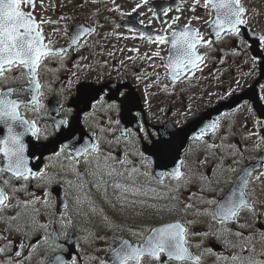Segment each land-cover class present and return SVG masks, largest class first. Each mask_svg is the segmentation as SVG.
<instances>
[{
    "label": "snow or ice",
    "instance_id": "6c2138e0",
    "mask_svg": "<svg viewBox=\"0 0 264 264\" xmlns=\"http://www.w3.org/2000/svg\"><path fill=\"white\" fill-rule=\"evenodd\" d=\"M92 2L95 3L96 0H92ZM149 2L150 0H140L131 12L123 14L128 17L127 24L130 25L129 31L133 34L132 38L135 39L138 36L141 40H145L157 48L151 55L145 53L141 58L149 61H152L153 57L159 58L161 63H152L150 67H164L166 70H170L167 74L170 76L173 87L178 82L195 78L197 73L203 72L204 68L207 67L205 63L207 53L199 51V48L203 46L211 49L213 40L205 39L199 29L191 26V21L177 30V27L174 26L177 25L179 16L173 17L171 23L164 21L162 16L168 13L170 10L168 8H161L159 11H153L149 8L152 16L160 19L162 25L167 24L166 27L156 30L155 34L143 30L144 21L139 20L137 22L132 18V14L137 13L138 9L148 5ZM38 3L40 7H44L43 0H0V126L5 130V134L0 138V224L4 225V231L0 232V257H3L0 259V264H30L32 256L39 249L41 242L49 244L51 241L49 246L53 253L62 248L57 243L58 235L55 232L39 237L33 242L37 229L46 231L48 228L47 224L39 223L37 218L41 214V207L48 208L51 206L49 189L53 184H58V180L54 174L47 170L48 165L36 169L30 166V158L25 154L23 138L29 133L39 138L40 129L36 126L35 121L28 120L21 115L20 109L38 110L41 107L40 97L43 85L38 79L40 69L50 60L63 63L70 51L78 52L87 46L86 43H80L81 37L85 34L91 36L96 32L95 27L83 24L75 25V31L71 35L67 47L56 48L53 46V41L45 33V25L56 24L58 21L45 19L43 16L37 19L35 11ZM112 3L114 8L108 10L120 11V6L115 3V0H112ZM200 4L201 0H193L194 7L191 10L195 11V6ZM202 6L208 11L210 17L204 23L212 29L215 41H219L222 35L230 39L236 46L233 53L237 55L252 50L253 45H255V54L250 57L252 72L248 75L254 73L257 66L262 68L261 74H264V34H257L255 30L249 34L247 29L249 10L246 8L244 0H203ZM177 11H179L178 8ZM137 14L144 15L143 13ZM61 19L66 20L68 18L62 16ZM194 19L199 20L201 18L194 17ZM137 23L140 27L136 26ZM148 23L151 25V20ZM53 32L66 35L67 26L63 32L59 28L53 29ZM162 45H170L172 52L175 53L169 56L167 64L164 63V57L160 54V46ZM130 51L138 52L139 50L134 48ZM83 59L85 58L81 57V60ZM127 59L132 60L133 57H127ZM106 63L107 61H105ZM74 67L80 69L81 65L77 63ZM83 67L90 68L91 65H83ZM13 73H18V75H13ZM152 75H155L156 79L152 84L145 86L146 97L147 88L161 86V77L159 73H145L143 77L139 75L136 77L138 81H141ZM73 76H76V72H73ZM98 80L99 78L92 83L85 80L81 84L83 89L81 102L85 107L91 108L93 114L103 108L108 112L115 111L119 116L122 111L121 103L126 102L123 111L135 122L136 126L135 132L128 128L120 129L121 121L109 117L107 127H101L100 132L113 133L119 130L120 137L116 138L117 142L121 138L131 142L130 138L133 136L143 139L152 136V133L144 126L145 121L141 112H132L135 102L131 100L129 94L117 88L113 95L118 93L119 97L122 98L121 103H117L111 99L109 92L105 91L107 85L95 86ZM15 82H19L21 86H7ZM68 84L71 87L72 80H69ZM236 85L240 87L239 80L236 81ZM168 87L167 84H164L162 90L167 91ZM259 89L260 92H264V84H260ZM233 91L230 89L224 98L231 97ZM255 99L257 102L264 101V95L258 94ZM244 107H247L249 111L252 110L248 101H242L238 105V108ZM72 111V108L69 107L65 112L68 118L56 122L58 147L52 153L53 157L59 159L61 156H65L69 160H74L75 164H79L81 158L84 159L85 163L96 161L97 170L91 172V175L95 177V187L97 190L103 189L105 196H107L109 185L118 190L117 198L122 204H139L141 207L154 209L156 213L165 210L169 213H186L188 209L193 207L192 204H185L183 209H180L178 197L168 195V193L179 192L182 187L191 183V177L190 170L181 171L182 168H187V162L182 158L171 156L170 142L164 139L166 128L164 132L160 133V138L155 139L152 150L162 160L171 159L170 170L159 173L141 171L140 167H126V164L132 163L129 160L116 158L111 154L104 155L98 140L84 143L83 136L77 135L75 128V124L78 122L76 117L79 116V112L76 113V117H73ZM85 115L89 114L86 113ZM261 115L264 116V113ZM113 125L116 127L114 128ZM219 127V120H213L200 128L195 139L207 144V141L203 139L204 136L207 133L215 135ZM254 127L257 130L250 132L246 138L256 136L255 147L260 148L261 145H264V137L259 135L260 130H264V119L256 118ZM139 134H143V136L141 137ZM105 142L111 143L107 140ZM210 147L217 146L210 145ZM139 155L141 165L147 168L151 161L144 153L141 152ZM31 159L38 161L40 157L33 156ZM260 164L264 165V160H261ZM167 166V163L161 164V167L166 168ZM253 171H255V167L244 169L241 175L237 177V183L224 199L219 201L215 199L204 200L201 197L204 204L211 205L213 208L211 212L205 208L199 214L209 216L213 224L219 223L222 226L220 230L210 228L207 232L193 233L190 231L193 221L182 223L179 220L158 227H142L140 231L133 232V235L136 236H142L144 232L148 233L142 237L140 243L133 245L127 240H122L119 247L108 250L111 254V264H143L145 257L153 261L154 264H203L205 252L211 253L212 249H204L200 254H195L191 249L193 247L202 248L205 240L210 237L220 240L225 248L239 249L231 256L219 254L217 259L223 261V264H264V252L257 256L252 255L255 252V247L252 245V235L245 236L243 232H233L232 229L223 227L227 222L236 223L243 211L255 213V205L250 201L245 191ZM80 175L77 172V176ZM105 176L108 179H104ZM261 176H264V172H261L254 179L259 180ZM33 182H35L34 187L39 189L40 195L29 190V185ZM68 183L71 184L72 182L69 181ZM152 183H155L157 187H151L150 184ZM158 188L165 191H158ZM209 189H211V182ZM76 190L78 192L75 197L77 204L91 203L83 181L77 185ZM20 193H23L28 199L21 200ZM129 196L133 199L130 200ZM149 200L157 201V203H149ZM159 201H167L168 203L160 205ZM64 207L67 209V205ZM12 210L17 211L14 215L9 216L7 213ZM60 216L63 224L65 213L61 212ZM240 227L250 228L252 225L244 224ZM260 227L264 228V225ZM5 233H15L21 238L18 241L9 239ZM229 235L238 237V243L233 244L227 238ZM193 236H200V242L193 245L191 243ZM40 264H69V260L62 254H54L42 259ZM71 264H78L76 257H71ZM100 264H109V262L101 260Z\"/></svg>",
    "mask_w": 264,
    "mask_h": 264
},
{
    "label": "flooded vegetation",
    "instance_id": "af4514ba",
    "mask_svg": "<svg viewBox=\"0 0 264 264\" xmlns=\"http://www.w3.org/2000/svg\"><path fill=\"white\" fill-rule=\"evenodd\" d=\"M158 1H162L160 9H170L166 15L162 16L164 21L171 23L173 17L179 16L180 19L177 21V25L174 26L177 27V30L191 21V26L199 29L205 39L213 40L211 49L203 46L199 48V51L207 53V59L205 61L207 67L204 68L203 72L197 73L195 78L178 82L173 87L170 76L167 74L170 70H166L164 67H150L152 63L160 64L161 61L159 58L153 57L152 61L147 59L138 61L134 57V54L128 49L124 52L116 51L114 49L113 37L117 32L128 35L129 39L126 40L127 45L132 44L139 48H143V51H146L148 55H151L157 50L155 45H151L147 41L141 40L138 36L135 39L132 38L133 34L129 31L130 25L127 24L128 17L123 15L124 13L131 12L136 3L140 2V0H123L125 12L122 14H116L110 18L108 27L105 31L102 30L99 36L97 24L93 23V27L96 28L95 34L91 36L88 35L80 41L81 44L86 43L87 46L81 48L78 52L72 50L66 56L67 58H71L72 61L76 60V62L81 65V68L77 69V78L72 80V86L68 87L67 92L62 88V84L58 83L59 80H48L49 78L46 80L45 74L47 63L40 69L39 79L42 80V82L43 80H46L45 83H42V95L40 97L41 107L38 110L31 108L20 109L21 114L28 120L35 121L36 126L40 129V132L38 133L39 138L36 137L38 141L37 148L40 149L42 142L48 140L55 133V123L53 119H67L68 117L65 112L69 107L73 110L72 115L77 110H81L85 107L83 103L74 105L72 101L73 96L76 94L75 85L78 81L80 83L87 80V82L90 83L99 78L97 84H105L109 81L123 83L113 86L112 92L105 89V91L109 92V95L113 96L111 99L115 100L117 103H121V98L118 93L113 95L117 88L129 94L130 86L124 85V83H129L134 87L139 96V104L135 102L136 107L134 112H141L142 118L145 121L144 126L152 133V136L147 139L133 136L130 138L131 142L124 139L120 140L119 146L117 147L120 155H117L116 158L131 161V164L125 165L128 168L140 167L141 171H149L153 173L151 158H154V152L152 150V144L154 143L155 138H160V133L164 132L165 128L167 131L164 132V137L166 136L165 133H168V131L175 132L176 130L180 131L184 128V123L192 115L195 114L196 117H199L202 115L203 111L212 109L223 104L231 97L241 94L246 98L242 101H248L252 106V110L249 111L247 107L238 108V105L242 101L238 104L230 102L227 104V107L230 109H223L217 117L212 115L203 124L198 126L196 130L197 132H199L200 128L213 120H219L220 122L224 118H234L239 114V120L235 121V124L230 126L234 131L231 130L219 139H217L218 131L215 135L207 133L204 136L203 139L204 141H207V144L211 143L212 145H216L214 143L219 140V147H211L214 149H210L207 152L201 150L196 159H199L200 163H206L205 159L207 157L211 159L216 155L220 157V163L235 164V171L232 174L229 173L225 177H221L222 175L219 172L213 173L214 168H208L206 171V176H210L209 180L211 182V188L214 187L216 190L218 189V201L230 191L232 187H234L237 182V177L241 175L242 171L254 164L255 171L252 172V176L249 178V185L245 191L250 201L255 205V209H257L260 203L259 198L264 196V176H261L259 180H255L254 177L258 176L261 172H264V165L260 164V161L264 160V145H261L260 148H256L255 144L257 137L252 136L251 138H246L250 132H255L257 130L254 127V120L258 117L264 119V116L261 115L264 113V101L257 102L255 99V96L258 94L264 95V92H260L259 89V85L264 84V77H262L261 74L262 68L257 66L256 71L251 75H248V73L252 72L250 57L255 54V45H253L252 50L237 55L233 53V49L236 46L230 39L222 35L219 41H215L212 29L208 24L204 23V21L209 20L210 17L208 11L202 6L203 0H201L200 5L195 6V11L191 10L194 7L193 0H150L148 5L137 10V13H143L144 15H138L137 13L132 14V18L137 22L139 20L144 21L143 30H146L147 32L155 34L156 30L167 26V24L162 25L161 20L154 18L152 13L149 12V8L153 11H158L155 7V3ZM177 8L179 11H177ZM194 17H200L201 19L196 20ZM149 20H151V25L148 23ZM117 25H119V27H117ZM136 26L140 27L138 23ZM247 26L252 30H255L257 34H264V32L259 31L250 23ZM251 31H249V34H251ZM103 33L106 35L107 45L100 44V38ZM109 53H111V55H109ZM160 54L164 57L165 64H167L169 56L174 55V53L170 51V45L160 46ZM81 57H84L85 59L81 60ZM127 57H133V59L129 60ZM105 61H107L106 64ZM121 61H123V64H121ZM84 64L91 65V67L84 68ZM145 73H159L161 77V86L147 88V97L145 94V86L147 84H152L156 77L155 75H152L141 81L136 79L138 75L143 77ZM69 74L70 72L61 75L66 78ZM13 75H18V73H13ZM237 80L240 82V87H237L236 85ZM164 84L169 86L167 91L162 90V85ZM7 86L20 87L21 85L19 82H15L10 83ZM230 89L234 90L231 97L224 98L225 94L229 92ZM50 99L54 102L53 106L49 104ZM251 100H254L255 104ZM52 109L55 110L54 113L51 112ZM86 113L89 115L86 116ZM100 115H103V117L109 115L113 120L119 119L121 121L120 115L118 116L115 111L108 112L103 108L96 111L95 114H93L91 108L82 111L80 117L81 128L88 136L92 135L93 137H96L98 141L100 126L93 122V119ZM113 127L115 128L116 126L113 125ZM119 128L121 129L120 125ZM128 129L135 132L136 126L130 125ZM114 132L118 133V136L120 137L119 130ZM234 132L237 134L235 135ZM259 135L264 137V130H260ZM139 136L142 137L143 134H139ZM166 140L169 141L168 139ZM184 140L185 138H181L177 133L173 140L169 141L171 145V156L182 158L187 162V168H182L181 171L190 170L191 183L182 187L177 193H168V195H175L178 197V207L180 209H183L185 204H192V187L194 186L192 185V160H194V158H192V150L199 148V144L204 143L195 138L192 139V136L187 141ZM114 150L115 149L112 148V152H114ZM141 152L144 153L149 161H151L147 168H144L141 165L139 155ZM28 156H30V150H28ZM232 156H234V158H232ZM35 157H39V155L37 154ZM157 157L162 161L159 155H157ZM52 158H54L52 153L45 156V163L49 162ZM164 161L169 164L165 171L170 170L172 166L171 159L169 158ZM80 162L83 163L84 159L81 158ZM85 169H88L91 172L94 170L92 165ZM91 172L80 173L81 175L79 177L76 173L62 174L58 183L60 184L61 192L66 199L65 205H67V209L64 207V210L62 211L65 213V222L63 224L61 223L60 214L57 215L59 218L57 221L52 220L55 213L49 212L50 215L47 220L39 221L41 224L48 225L47 230L37 229L33 238L34 242L35 239L46 234H51L53 232L57 233V243L60 244L62 248L57 250L56 253L63 254L68 258L69 264H71V257H76L78 264H90L92 261V264H97L94 258L98 260L99 254H101L100 258L102 260L108 261L106 259V254L109 252L108 250L120 245L122 240H127L133 245L140 243L142 237L146 236L148 233L144 232L142 236H136L133 235V232L140 231L142 227L151 228L158 224L174 220H180L182 222L192 221V208L188 209L186 213H169L166 210L156 213L154 209L141 207L139 204H122L120 200L114 202L113 199L110 198V195L113 191L118 192V190L109 185L107 196H105L103 189L97 190L95 187V177L91 175ZM104 179H108V177L105 176ZM69 181L72 183L69 184ZM81 181L86 185L91 203H76L75 197L78 195L76 188ZM166 183H168L167 180ZM150 186L157 187L155 183L150 184ZM157 190L165 191L160 188ZM26 199H28V197H26ZM129 199L131 200L133 197L129 196ZM148 202L154 203L153 200H149ZM158 203L164 205L168 202L159 201ZM15 211L17 210H12L7 214L9 216L14 215ZM69 211H81V213L101 211L107 214L105 215L107 219L104 217L103 220L99 222L98 220L95 221L94 219L83 218L82 216H71ZM246 213L247 211H243L238 217V225L233 222H227L226 224L234 231L243 229L240 225L246 224V221L249 218V216H246ZM88 223L94 224L93 231L88 230V232H83L81 229L85 228V225H88ZM261 225H264V211L256 214L254 225L250 228H245V231L247 232L250 229L257 230L258 228V232L264 233V228H261ZM191 229L192 224L190 226V230ZM3 231L4 225L0 224V232ZM65 233H67V235H65ZM5 234L8 235L9 239L18 241L21 238L15 233ZM90 234L92 237H88ZM50 244L51 241H49V244L41 242L39 249L37 250L38 252L44 251L45 255L43 256V259L56 254L53 253L52 248L49 246ZM95 244H101V247L97 249ZM218 252H225L224 245ZM8 255H11V253H8ZM33 256L30 264H40L42 258L36 260ZM0 259H3V257H0ZM108 262L111 264L110 261Z\"/></svg>",
    "mask_w": 264,
    "mask_h": 264
},
{
    "label": "rangeland",
    "instance_id": "374dc122",
    "mask_svg": "<svg viewBox=\"0 0 264 264\" xmlns=\"http://www.w3.org/2000/svg\"><path fill=\"white\" fill-rule=\"evenodd\" d=\"M44 7H40L39 3L37 4L35 15L37 19H40L41 16H43L45 19H50L52 21H58L56 24H49L45 25V33L47 34L48 38H50L53 41V44H63L67 38L69 33V28L73 23L76 22H88V23H95L97 24V28L99 29L98 36L100 35L102 30H106L108 27V23L110 22V18H112L116 14H122L125 12V6H123V0H115V3L120 6V11H109L108 9L114 8V5L112 3V0H96L95 3L92 2V0H43ZM246 8L249 10V23L253 25L256 29L259 31L264 32V0H244ZM27 10V9H26ZM62 16L67 17L68 19H61ZM65 26H67V34L62 35L60 33H54L53 29L59 28L61 29V32H63ZM129 37L125 33L117 32L114 34L113 37V44L114 49L116 51H122L124 52L126 49L129 51L131 49H138V52L130 51L134 54V57L138 61H143L141 57L144 56L146 51H143V48H139L135 45H127V41ZM101 45H107L106 43V35L103 33L102 37L100 38ZM77 64L76 60L72 61L71 58L65 57L63 60V63H60L57 60H52L50 62L49 71L46 73L45 77L46 80H53L58 81V83L62 84V88L65 89V92L68 91L69 87V80H75L77 78V68L74 67V65ZM85 65V64H84ZM67 70V71H66ZM70 72L69 76L64 78L61 74ZM73 72H76V76H73ZM73 83V81H72ZM107 114V113H106ZM239 115V114H238ZM236 116L234 118H224L220 121V127L217 134V139L220 137L225 136L227 133H229L231 130L234 131V129H231L230 126L232 124H235V121L239 120V116ZM110 116L106 115V117H103V115H100V117L94 118L93 122L97 123L100 128L101 127H107V120ZM104 121V122H102ZM100 134V145L103 149L104 155L108 154H114L112 153V148L116 149L119 146V142H117L116 138L119 137L117 133H101ZM236 135L237 133L234 132ZM105 140L111 141V143H106ZM120 140H123L122 138ZM119 140V141H120ZM214 144H216L217 147H219V140H217ZM134 145V144H130ZM211 143L205 144L201 143L199 144V148H196L195 150H192V232L193 233H202L207 232L210 230H220L222 226L219 223L213 224L211 222V218L209 216L200 215L199 213H202L205 208L209 210V212L212 211L213 206L206 205L202 202L201 197H203L204 200L209 199H215L218 198V189L216 190L214 187L209 189L208 184L210 183L209 177L206 176V171L208 168H214L213 173L219 172L222 176L225 177L229 173L232 174L235 171V164L234 163H220V157L216 156L209 159L208 157L205 159L206 163H200L199 159H196L198 156V153L203 150V152H207L211 148ZM212 151V150H211ZM217 152V151H216ZM126 153V150H125ZM113 156V155H112ZM115 156V154H114ZM113 156V157H114ZM203 156V155H202ZM116 157V156H115ZM234 158V156H232ZM209 162V163H208ZM101 164L103 162L101 161ZM48 171L52 174H54L59 181V178L62 176L63 173H86L91 172L88 169V166L92 165V167L95 169L93 171L97 170L96 161H93L92 163H85L80 162L79 164H75L74 160H69L65 156H61L59 159L52 158L48 163ZM75 167V170L73 168ZM203 177V178H202ZM206 178V179H205ZM34 183L30 184L31 191L37 192L38 195H40L39 189L34 187ZM53 186V185H52ZM52 186L50 187V202L51 206L48 208L41 207L40 208V215L37 218L38 221L47 220L50 213L54 212L53 209V192L51 190ZM51 193L53 195H51ZM118 192L113 191L110 195V198L113 199L114 202H118ZM20 199L24 200L25 196L23 193H20ZM259 207L255 209V213L247 212L246 216H249L248 220L246 221V224L248 225H254L255 216L258 212L264 211V196H261L259 198ZM39 207V205H37ZM69 214L71 216L76 217H83V218H90L91 220L94 219L95 221L101 222L103 218L105 217V213L99 211V212H92V213H84L81 211H69ZM59 219L57 215H53L52 220ZM67 219V217H66ZM51 220V221H52ZM56 224V223H55ZM61 224V223H59ZM238 225V223H235ZM93 225L92 223H88V225H85V228L81 229L83 232L88 230L93 231ZM223 227L232 229L230 226L225 224ZM260 228V227H259ZM233 230V229H232ZM259 231V229L257 228ZM257 230H248L245 231V228L241 230H237L233 232H243L245 236L252 235V245L255 247V252L252 254L253 256H257L261 252H264V235H261L262 232H258ZM88 237H92L90 234ZM229 240L232 241L233 244L238 243V237L235 235H229L227 237ZM213 239L217 240L215 238H208L205 240L202 248H196L193 247L192 249L195 250V253L200 254L201 251L204 249H209L208 242ZM201 240L200 236H193L192 237V244L195 245L199 243ZM220 243H222L220 240H217ZM223 244V243H222ZM96 248L99 249L101 247V244H95ZM211 249V248H210ZM239 251L238 248H225V252H216L213 251L211 253L205 252L203 256V264H223V261H218L217 256L219 254H223L225 256H231L234 252ZM44 251L36 252L33 258L35 257L36 260H39L40 258L43 259ZM99 254V253H98ZM98 257V260L94 258L95 262L97 264H100V261L102 260ZM143 262L145 263H154L153 261L149 260L148 258H143ZM93 261L90 263L92 264ZM81 264V263H79Z\"/></svg>",
    "mask_w": 264,
    "mask_h": 264
},
{
    "label": "water",
    "instance_id": "95a60500",
    "mask_svg": "<svg viewBox=\"0 0 264 264\" xmlns=\"http://www.w3.org/2000/svg\"><path fill=\"white\" fill-rule=\"evenodd\" d=\"M80 24H83V25H86V26H90L86 23H76V24H73L70 28V38H71V35L74 33L75 31V28L74 26L75 25H80ZM248 29V28H247ZM249 31H251V29H248ZM87 35V34H85ZM84 35V36H85ZM83 36V37H84ZM81 37V39L83 38ZM80 39V40H81ZM70 43V42H69ZM65 44V45H59V46H54L56 48H59V47H67V45L69 44ZM262 77H264V74H262ZM81 84L82 83H79L77 84L76 86V92H77V95L75 97L72 98V101H73V104L74 105H78L81 102V93H82V87H81ZM107 85V87L113 89V85L111 83H107L105 84ZM100 86V85H99ZM98 86V87H99ZM110 97H113L110 95ZM246 99L244 97V95H241V94H238V95H235L229 102L225 103V104H220L212 109H209L207 111H203L202 115H200L199 117H196V115H192V119H190L189 123H187V125H192V131L188 132L186 134V138L184 141H187L190 137V134L192 133V138L196 137L198 135L199 132H197V128L198 126H200L201 124H203L208 118H210L212 115H214L215 117L218 116V114L223 110V109H230L227 107V104L230 103V102H233V103H236L238 104L239 102H241L242 100ZM134 102L136 101V98L135 97H132V99ZM252 102H254L255 104V101L254 100H251ZM123 107H124V102L122 103V110H123ZM136 107V105H135ZM135 107L132 108V112L134 111ZM89 107H84L83 109L81 110H77V112H79V116L76 117V113L73 115V117H76V120L78 121L76 124H75V128H76V134L77 135H80V136H83V139H84V143H91V142H94V137L91 135V136H88L87 133L81 128L80 126V117H81V112L84 111L85 109H87ZM213 116V117H214ZM122 125L123 127L125 128L126 126H128L129 124H133V121L131 119H129V116H126V112L122 111ZM54 120V119H53ZM55 121V124L57 121L59 120H54ZM186 130L184 131H181V132H185ZM5 134V130H3L2 126H0V138H2V136ZM57 134H58V130L56 132V134L54 136H52L48 141H45L42 143V146L40 149L37 148V145H36V140H35V136H32L30 133L29 134H26L23 138L24 140V144H25V154H27V149H28V146L27 144L29 143V150H30V166L33 167L34 169L36 168H40L42 167L43 165V157L48 154L49 152H51L52 150L55 151L58 147V144L56 142V137H57ZM176 132H173V131H168V133L166 134V136L164 137V139H168L169 141H172L174 136H175ZM79 146V145H77ZM52 149V150H51ZM36 154H39L40 156V160L39 161H35L31 159V157L35 156ZM154 158H151V160L154 162V171L155 173H159L161 171H165V169L168 168V166L166 168L164 167H161V164L162 163H167L166 161L164 160H159L157 155L154 154ZM167 165H169L167 163ZM237 183V182H236ZM233 188V187H232ZM53 192L55 193L56 197H57V202H58V205H57V210L60 212L61 211V208L63 206V201L61 200V189L59 187V185H55L54 188H53ZM230 193V191H228L224 197L220 198L219 200H222L224 199L228 194ZM219 244H214V246H218ZM107 259H110L111 260V254H107Z\"/></svg>",
    "mask_w": 264,
    "mask_h": 264
}]
</instances>
